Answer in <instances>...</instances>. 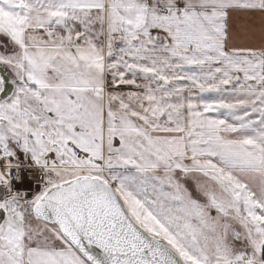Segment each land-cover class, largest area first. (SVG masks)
I'll return each mask as SVG.
<instances>
[{
  "label": "snow or ice",
  "instance_id": "1",
  "mask_svg": "<svg viewBox=\"0 0 264 264\" xmlns=\"http://www.w3.org/2000/svg\"><path fill=\"white\" fill-rule=\"evenodd\" d=\"M0 264H264V0H0Z\"/></svg>",
  "mask_w": 264,
  "mask_h": 264
}]
</instances>
